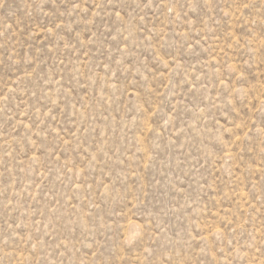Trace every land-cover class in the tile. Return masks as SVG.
<instances>
[{"label": "rangeland", "instance_id": "1", "mask_svg": "<svg viewBox=\"0 0 264 264\" xmlns=\"http://www.w3.org/2000/svg\"><path fill=\"white\" fill-rule=\"evenodd\" d=\"M0 264H264V0H0Z\"/></svg>", "mask_w": 264, "mask_h": 264}]
</instances>
